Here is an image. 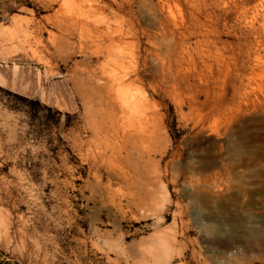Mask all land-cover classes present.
I'll use <instances>...</instances> for the list:
<instances>
[{
	"label": "rangeland",
	"instance_id": "obj_1",
	"mask_svg": "<svg viewBox=\"0 0 264 264\" xmlns=\"http://www.w3.org/2000/svg\"><path fill=\"white\" fill-rule=\"evenodd\" d=\"M94 3L104 24L135 32L121 57L156 101L157 153L126 161L133 205L107 196L84 144L101 103L73 83L105 53L87 65L78 36L63 47L43 30L39 61L25 35L33 23L56 31L58 4L0 0V264H264L247 234L264 229V0Z\"/></svg>",
	"mask_w": 264,
	"mask_h": 264
},
{
	"label": "bare ground",
	"instance_id": "obj_2",
	"mask_svg": "<svg viewBox=\"0 0 264 264\" xmlns=\"http://www.w3.org/2000/svg\"><path fill=\"white\" fill-rule=\"evenodd\" d=\"M51 1L58 4L52 25L56 31L47 30L42 24L29 25L25 36L32 41L30 48L32 56L42 61L37 55L34 43L39 40L43 30L47 31L49 39L61 42L63 47H70L71 39L78 36L80 42H84L81 48L86 47L89 52L84 59L87 65L93 55L99 56L105 53L106 61L101 63L98 71L96 68H83L80 75H75L73 80L84 100L88 98L89 91L94 92L101 103L99 112L101 118L99 120L90 118L89 129L92 138L84 144L92 143L95 146L92 148L93 145L90 144L87 149L88 154L92 156L97 168H102L107 173V196L113 199L119 198L120 207L123 201H126L127 206L133 205L136 202L137 192L132 186L137 184L139 177L126 161L134 154L148 158L149 162L154 161L153 156L158 150L156 134L161 125L156 101L140 86L142 84L140 70L132 63L127 64L121 57L123 50L120 43L134 36L135 32L118 23L104 24V21L92 14L97 8L94 0ZM122 5H118L119 8ZM105 39L108 40L106 47L102 46V41ZM159 61L156 67L161 72L160 75L167 79L169 74H172L171 61L167 62L164 58ZM149 178L148 187L152 200L155 197V189L151 185H154L155 175H150ZM114 180L121 186L115 192L109 190L112 189ZM206 231L212 233L213 229L207 226ZM247 234L250 239L259 241L264 247V229L252 227ZM222 246L228 249L231 244L223 239Z\"/></svg>",
	"mask_w": 264,
	"mask_h": 264
}]
</instances>
